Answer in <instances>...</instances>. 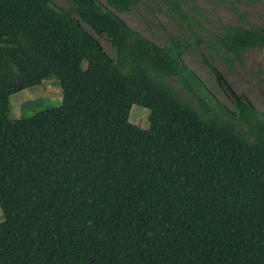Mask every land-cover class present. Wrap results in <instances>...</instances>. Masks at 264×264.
<instances>
[{"label":"trees","instance_id":"16d2710c","mask_svg":"<svg viewBox=\"0 0 264 264\" xmlns=\"http://www.w3.org/2000/svg\"><path fill=\"white\" fill-rule=\"evenodd\" d=\"M65 1L0 0V264H264V112L222 80L230 109L178 41L130 29L118 13L142 0ZM214 43L241 62L264 26ZM51 77L60 103L12 118L10 95Z\"/></svg>","mask_w":264,"mask_h":264},{"label":"rangeland","instance_id":"374dc122","mask_svg":"<svg viewBox=\"0 0 264 264\" xmlns=\"http://www.w3.org/2000/svg\"><path fill=\"white\" fill-rule=\"evenodd\" d=\"M105 4L104 0H98ZM56 7H65V0H50ZM168 3H177L184 14L179 16ZM126 25L156 45H166L172 39L184 46L182 59L213 93L233 109V98L220 82L224 80L236 93H242L251 104L264 112V46L249 49L241 62L226 63L215 46V37L227 25L264 26V0H142L130 11L118 13ZM244 16V17H242ZM82 28L99 42L103 50L114 56L113 47L105 35L96 36L85 26ZM208 65L220 75L211 73ZM166 82L175 86L185 99L193 103L175 76H166ZM10 114L20 119L60 103V88L53 77L40 85L10 95ZM148 109L131 104L128 121L147 128ZM3 219L0 209V221Z\"/></svg>","mask_w":264,"mask_h":264}]
</instances>
